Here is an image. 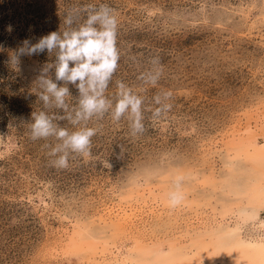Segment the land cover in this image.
<instances>
[{
    "label": "rangeland",
    "instance_id": "obj_1",
    "mask_svg": "<svg viewBox=\"0 0 264 264\" xmlns=\"http://www.w3.org/2000/svg\"><path fill=\"white\" fill-rule=\"evenodd\" d=\"M101 4L115 9L121 57L106 95L117 81L141 95L145 131L94 118L90 155L57 168L45 147L55 138L31 137L41 110L74 130L38 96L57 52L10 58ZM0 46V264H263L264 0H0ZM153 56L155 87L139 79ZM67 86L71 110L79 92ZM161 90L172 108L153 119ZM177 175L184 199L173 207Z\"/></svg>",
    "mask_w": 264,
    "mask_h": 264
},
{
    "label": "clouds",
    "instance_id": "obj_2",
    "mask_svg": "<svg viewBox=\"0 0 264 264\" xmlns=\"http://www.w3.org/2000/svg\"><path fill=\"white\" fill-rule=\"evenodd\" d=\"M87 17L78 27L62 33L53 31L31 44L29 39L10 58L16 67L21 56L39 55L45 51L56 50V62L41 68L37 84L41 91L39 100L45 107H56L68 113L74 130L60 127L53 121L65 117L49 116L45 111L32 114L31 137L33 140L55 138L49 155L53 157L52 165L57 168H67L74 154L90 155L92 138L97 134L96 127H90L94 118L100 119L110 115L113 121L119 122L127 118L133 135L143 134L144 98L134 92L123 81H117V93L109 98L106 92L112 81L120 61V50L117 44L118 19L115 9L106 4L98 8L87 7ZM78 11L69 12L64 17V23L71 26ZM11 31V26L8 28ZM2 47V46H0ZM71 65V66H70ZM150 69L141 73L139 79L153 87L157 86L163 75V64L159 56L150 59ZM55 69V81L48 75ZM57 82H63L58 84ZM75 85L79 92L78 106L69 110L67 103L70 97L69 87ZM172 98L170 90H161L153 96L156 107L152 110V118L158 119L171 110ZM184 177L174 178V190L168 193V203L175 207L184 199L181 185Z\"/></svg>",
    "mask_w": 264,
    "mask_h": 264
},
{
    "label": "bare ground",
    "instance_id": "obj_3",
    "mask_svg": "<svg viewBox=\"0 0 264 264\" xmlns=\"http://www.w3.org/2000/svg\"><path fill=\"white\" fill-rule=\"evenodd\" d=\"M261 126H262V125H261ZM249 129H250V128H249ZM247 130H248V128H247ZM248 131H249V130H248ZM249 133H250V132H249ZM249 139H250V138H249ZM254 150H255V149H254ZM250 153H251V152H250ZM238 156H239V155H238ZM253 156H254V155H253ZM246 246H247V245H246ZM250 246H251V245H250ZM253 247L255 248L256 246H252V248H253ZM253 251H254V249H253ZM257 251H258V250H257ZM258 252H260V251H258ZM255 254H256V253H255ZM256 256H258V255L256 254ZM239 257H240V256H239ZM259 257L262 258L260 255H259ZM246 258H247V257H246ZM263 258H264V256H263ZM263 258H262V259H263ZM262 259H260V260H262ZM245 260H246V259H245ZM246 261H247V260H246ZM250 262H251V261H250ZM255 262H257V260H256ZM258 262L261 263V261H259V260H258ZM245 263H246V262H245ZM245 263H244V264H245ZM262 263L264 264V261H262ZM236 264H237V263H236ZM241 264H242V263H241ZM257 264H258V263H257Z\"/></svg>",
    "mask_w": 264,
    "mask_h": 264
}]
</instances>
